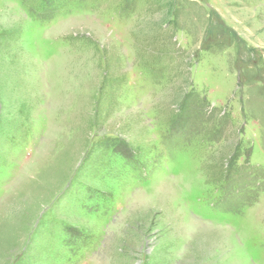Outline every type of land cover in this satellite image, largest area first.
Segmentation results:
<instances>
[{
    "label": "rangeland",
    "instance_id": "374dc122",
    "mask_svg": "<svg viewBox=\"0 0 264 264\" xmlns=\"http://www.w3.org/2000/svg\"><path fill=\"white\" fill-rule=\"evenodd\" d=\"M0 264H264V0H0Z\"/></svg>",
    "mask_w": 264,
    "mask_h": 264
}]
</instances>
